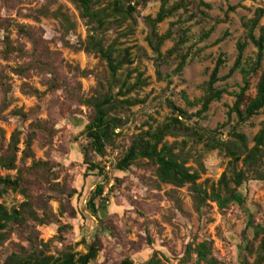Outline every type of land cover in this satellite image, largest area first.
Wrapping results in <instances>:
<instances>
[{"label":"rangeland","instance_id":"374dc122","mask_svg":"<svg viewBox=\"0 0 264 264\" xmlns=\"http://www.w3.org/2000/svg\"><path fill=\"white\" fill-rule=\"evenodd\" d=\"M164 5L173 13L157 24L156 31L159 35L170 31L171 38L163 43L161 55H158L149 43L151 31L145 19L156 17ZM59 8L75 23L68 38H65L58 20L39 13L41 9L56 11ZM257 8L264 9V0H150L145 9H139L134 14L135 23L129 20L119 22L105 33L106 46L114 44L119 52L128 50L130 54L131 63L125 64L120 70V79L134 84L141 73L143 85L126 96H118L120 100L130 99L132 104L123 105L117 112L123 121L122 127L117 130L119 134L114 138L113 146L108 148L107 156L104 159L94 157L95 161L106 167L107 188H113L108 206L99 212L100 219L94 217L86 205L95 185L103 181L98 171L87 170L80 149L84 143L83 129L91 119L93 110L74 104L65 107L64 93L58 91L59 104L54 109L56 126L51 142L42 147L39 140H35L31 150L35 160L52 159L59 165L55 169V176L48 177L43 186L56 182L77 189L78 194L73 199L77 215L72 219L58 218L62 226L73 227L72 231L65 234L63 242L58 240V224L37 227L39 239L51 246L48 255L56 256L58 251L69 248L76 254H84L97 236L104 249L98 252L95 261L90 264H112L124 257H129L134 264H144L153 255L158 264H207L197 261L193 252L204 242L210 245L209 258L213 257L218 264H239V253L247 239L257 249L260 240L253 239V230H247L245 223L251 215L256 224L264 227L263 183L249 181L243 186L247 197L245 207L231 205L222 212L216 203L208 202L199 213L188 187L179 189L159 183L155 168L149 166L147 161H138L127 172L115 170L118 158L126 152L137 134L176 116L170 104L194 115L187 122L188 125L209 130L218 128L215 136L224 141L235 130L244 133L248 139L260 132L264 126V108L259 115L240 124L235 114L229 116V108L234 101L232 96L211 103L209 111L202 116H196L199 106L188 104L203 95V84L209 79L216 59L221 55L225 56L226 64L221 69L220 77L227 76L237 57V43L246 40L242 22L252 18ZM80 16L81 10L71 0H0V128L3 130L0 134V152L5 150L11 134L16 130L21 131L18 166L21 164L23 140L29 125L36 120L49 119L52 96L47 92V86L43 84V77L38 71H33L29 78L13 71L26 60L18 52L3 56L4 37L9 35L15 46L22 43L26 50H30L31 45L17 32L16 25L23 24L38 31L48 41L49 49L60 53V70L69 85L80 82L81 92L89 98L97 94L100 84L103 89H108L111 75L106 64L96 55L65 45L64 38L69 44L86 39L85 20ZM261 24L264 25V20ZM210 29L213 32L206 38ZM182 38L184 44L168 55ZM256 52L257 49L249 44L245 56L254 57ZM181 59H185L183 71L177 69ZM81 71L87 74L82 76ZM241 81V75L236 72L227 81L219 82L218 86L239 91ZM257 82L258 76H255L249 91L252 96L256 94ZM29 89H37L42 94L25 93ZM118 91L119 88H116L114 93ZM167 140L173 141L170 137ZM177 140L181 141L180 138ZM190 146L191 142L186 148ZM195 148L201 152L204 150L202 144ZM201 160L206 171L200 174L197 182L208 190L216 186L221 175L230 174L229 159L217 150L204 154ZM32 162L33 159L26 161V166L30 167ZM188 166L198 168L193 160ZM241 166L240 163L239 168ZM14 175L15 170L0 169L1 177ZM116 175L121 179L119 184L114 183L113 177ZM22 202L24 198L18 192L9 191L0 198V204L9 209L18 207ZM50 205L54 213L59 211V202L52 200ZM106 228H111V231ZM141 238L144 239L142 249L136 251L131 243H140ZM148 240L152 241L151 245H148ZM12 242L28 247L14 235L5 244L8 250L14 249ZM190 246L193 250L187 257ZM246 256L252 262L254 255Z\"/></svg>","mask_w":264,"mask_h":264},{"label":"trees","instance_id":"16d2710c","mask_svg":"<svg viewBox=\"0 0 264 264\" xmlns=\"http://www.w3.org/2000/svg\"><path fill=\"white\" fill-rule=\"evenodd\" d=\"M80 10L81 18L85 20L87 36L85 40L79 39L75 44H69L65 38L71 35L75 28V23L68 15L59 8L56 11L41 9L39 13L43 16H50L59 21L61 30L64 33L65 45L78 51L96 55L102 60L110 72L111 81L108 89L96 90V95L85 97L81 92L80 82L69 85L67 78L61 72L62 59L58 51H51L48 41L33 28L23 24H17V32L31 45L30 50H26L25 45L20 43L15 46L9 37L5 35V50L3 56L18 52L26 61L17 66L13 71L21 77L29 78L33 71H38L43 77V84L47 86V92L52 96L49 103V119L36 120L29 125L28 131L23 140V151L21 152V164L17 165L20 149L19 130L13 132L4 151L0 152V169L6 171L15 170L14 177L0 176V198L9 191L20 193L24 202L18 207L11 209L0 204V264H90L95 261L98 252L103 251L100 237L97 236L90 243L88 250L84 254H76L72 249L58 251L56 256L48 255L51 250L49 243L39 239L38 226L58 224V240L63 242L65 234L72 231L73 227L62 226L58 218H75L77 209L73 206V199L78 194L77 189L69 188L65 183L49 182L48 177H54V172L58 163L52 159L47 161L35 160L31 150L33 141L39 140L42 147L47 146L55 133L56 115L55 107L59 104L58 91L62 90L65 98V107L74 104L76 106H87L93 110L91 119L83 129L84 143L80 145L83 162L87 165L89 172L98 171L103 183H97L94 191L87 201V209L90 213L100 219L99 212L109 204V199L113 188L108 189L106 167L101 162L95 161L94 157L104 159L107 156L108 148L113 146L114 138L119 134L117 130L122 127V119L117 115L123 105H131L130 99L120 100L118 96H126L136 87L143 85L142 74H139L137 81L130 84L128 80L122 81L119 72L125 64H130V54L128 50L124 53L118 51L114 44L106 46L105 33L109 31L113 24L125 22L127 20L135 23L134 14L139 9H145L150 0H71ZM173 12L167 10L165 5L161 8L156 17L145 19L151 31L149 43L154 52L161 55L160 49L163 43L171 38V32L159 35L156 31L157 24L171 16ZM264 9L257 8L250 19L242 22L245 30V41L237 43V57L229 68L227 76L221 78V69L226 61L224 55L217 57L209 79L203 84V95L192 102L191 106H199L196 116H202L209 111V106L213 102L221 101L225 96L234 98L230 113L236 115L238 123H246L252 117L259 115L264 108ZM208 31L206 38L213 32ZM186 32L184 33V37ZM184 44V39L178 42L168 55L179 50ZM249 44H252L257 52L254 57L245 56V51ZM185 59H181L177 69L183 71ZM236 72L241 75L242 81L239 91H229L220 88L218 83L225 82ZM87 73L81 71L80 75ZM258 76L256 94L250 95L252 80ZM4 84V81H2ZM119 88L117 93L114 90ZM25 93L31 95H41L37 89H29ZM170 108L176 116L168 118L165 122L150 127L146 132L137 134L131 141L126 152L118 158L115 164L117 172H127L131 166L138 161H147L149 166L155 168L157 181L162 184H170L179 189L188 187L195 209L201 213L208 202L216 203L219 210L227 211L231 205L245 207L247 197L243 191V186L249 181H256L264 184V126L251 139L239 131H233L226 141L216 137L218 128L209 130L203 127L188 125L187 122L194 115L187 113L179 107L170 104ZM19 113V112H18ZM24 116V115H23ZM25 118V116H24ZM1 119V113H0ZM3 130L0 128V134ZM173 139L168 142L167 138ZM180 138L181 141H178ZM192 146L188 148V143ZM202 144L203 152L198 151L195 146ZM251 144V145H250ZM219 151L228 161V173L221 175L216 186L211 190L202 187L197 181L200 174L206 171L202 162L204 154L211 151ZM50 155V152L47 151ZM33 159L30 167L26 166V161ZM197 163L198 168L194 169L189 165L190 161ZM242 164L239 168V164ZM54 180V179H53ZM114 183L119 184L121 179L116 175L113 177ZM52 181V180H50ZM42 190V192H40ZM59 202V211L53 212L50 202ZM246 229H252L253 239L260 240L257 249H254L251 240L247 239L241 247L239 253V264H264V227L256 224L251 215L246 220ZM110 230L111 228H106ZM116 233H112L115 235ZM16 236L20 242L26 243L27 248L20 243H13L14 249L8 250L6 242ZM141 242L131 243L136 251H141ZM152 241L148 240V245ZM191 246L186 252V256L192 252ZM197 261H204L207 264H218L210 257V245L208 242L200 244L193 250ZM254 255L252 262L247 260V256ZM112 264H134L129 257H124ZM144 264H158L153 255Z\"/></svg>","mask_w":264,"mask_h":264},{"label":"flooded vegetation","instance_id":"af4514ba","mask_svg":"<svg viewBox=\"0 0 264 264\" xmlns=\"http://www.w3.org/2000/svg\"><path fill=\"white\" fill-rule=\"evenodd\" d=\"M51 264V263H50Z\"/></svg>","mask_w":264,"mask_h":264}]
</instances>
